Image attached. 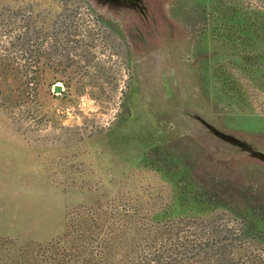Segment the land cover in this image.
Listing matches in <instances>:
<instances>
[{
	"label": "rangeland",
	"instance_id": "374dc122",
	"mask_svg": "<svg viewBox=\"0 0 264 264\" xmlns=\"http://www.w3.org/2000/svg\"><path fill=\"white\" fill-rule=\"evenodd\" d=\"M141 4L0 0V264H264V0Z\"/></svg>",
	"mask_w": 264,
	"mask_h": 264
},
{
	"label": "water",
	"instance_id": "95a60500",
	"mask_svg": "<svg viewBox=\"0 0 264 264\" xmlns=\"http://www.w3.org/2000/svg\"><path fill=\"white\" fill-rule=\"evenodd\" d=\"M101 1H102V0H101ZM103 1H106V2H110V1H112V2H117V0H103ZM126 1L130 2L134 7H137V8H139V7L142 6L140 0H126ZM138 6H139V7H138ZM55 90H56L57 93L62 92V88H61V86H56ZM204 125H205L206 127H208L209 129H211L212 132H213L216 136H218V137H220V138H222V139H224V140H226V141L237 142L236 139L232 138L231 136H229V135H227V134H224L223 132L217 131L216 129L212 128L210 125H208V124H204ZM248 150H249L253 155L260 156L261 158H263L261 154L254 153V152H252V150H250V149H248Z\"/></svg>",
	"mask_w": 264,
	"mask_h": 264
},
{
	"label": "trees",
	"instance_id": "16d2710c",
	"mask_svg": "<svg viewBox=\"0 0 264 264\" xmlns=\"http://www.w3.org/2000/svg\"><path fill=\"white\" fill-rule=\"evenodd\" d=\"M99 4L103 3L104 6H107V4H111V3H114L112 1L109 2H106V1H103L101 2V0H97ZM141 3H142V0H140ZM116 3H119L121 6H130V7H133V8H137V7H134L130 2L126 1V0H117Z\"/></svg>",
	"mask_w": 264,
	"mask_h": 264
}]
</instances>
